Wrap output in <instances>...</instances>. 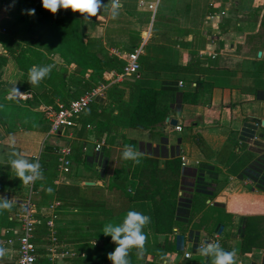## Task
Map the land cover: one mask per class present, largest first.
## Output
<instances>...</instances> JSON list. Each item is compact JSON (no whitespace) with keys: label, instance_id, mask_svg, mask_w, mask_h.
Returning a JSON list of instances; mask_svg holds the SVG:
<instances>
[{"label":"trees","instance_id":"1","mask_svg":"<svg viewBox=\"0 0 264 264\" xmlns=\"http://www.w3.org/2000/svg\"><path fill=\"white\" fill-rule=\"evenodd\" d=\"M103 2L105 3L104 9L108 7V2L112 4V0H103ZM121 6L123 7L124 3ZM122 7H120V10ZM29 9H35V14H28L27 10ZM120 10L118 17H125L126 13H123L124 10ZM0 12H3V16L0 17V28L4 31L0 32V77L2 68L6 65L8 58H10L23 78L21 83H16L15 85L0 78V129L4 133H10L6 129V120L10 116L13 118L12 116H15L17 111L27 112V108H36L42 104L51 108H55L57 102L66 104L71 99L80 95L84 90L95 86L99 82H104L102 78L104 71L114 70L115 72H119L121 69L122 60L116 56H107L104 53V45L100 38L86 35V27H93L97 24L96 20H85L79 12H73L70 9H59L56 14H53L42 7L41 0H0ZM132 14L128 15V18ZM109 18L110 21H113L111 16ZM138 21V19L135 20L136 23ZM120 28V26L117 28L109 27V30L114 31V33H120L122 32ZM132 29L134 32L140 34L135 28ZM144 33L145 31L141 32V35L143 36ZM49 54L57 55L61 60V64H54ZM48 64L55 65L50 76L42 81L39 86L30 85L27 81L29 69L33 65ZM70 64H73L72 71L75 75L72 76L73 74H70L69 77L65 69ZM140 67L139 62V69ZM201 79L198 77L193 80L194 86L191 87L196 89L197 86H200L203 82ZM176 80V77L171 81L163 80L159 87L152 85H138L134 87L133 91H131L132 97L130 96L131 98L127 101V104L123 103L119 105V102L115 105L114 103L113 107L106 112L107 118L98 121L94 131V139L99 140L103 134L107 135L110 130L119 126L114 120V116H120L122 120L126 119V125L130 128L150 130L162 124L164 119L168 117L169 112L176 113V107L179 103L196 104L199 101L197 94L192 92L191 88L186 91L176 90ZM13 86L18 88L19 91L29 92V97L24 99H9L7 94L10 93V87ZM59 86L66 87L68 92H63L62 94L60 89H58ZM255 92L257 97L264 99L263 90ZM92 103H95V105L91 106L90 112L94 117L100 115V113L104 114V106L99 105L98 102ZM112 109H116V114L112 113ZM78 117L74 119L73 125H68L64 129L65 131H75V136L82 139L85 131L92 129V126L85 128L80 125ZM109 120L111 122H108ZM247 120L241 128L240 138L242 141L249 143L254 133L253 123H256L258 126L260 120L254 116L247 117ZM109 123H111L110 127L108 126ZM4 135L0 133V139ZM123 144H133V142L123 139ZM63 145L70 147V153L67 156L70 164L68 171L65 173L68 178H74L75 174L74 170H71V165H85V157L80 153L84 144L75 138V140H71L69 143H64ZM59 147L47 144L41 149L43 153L39 154L37 160H39L42 166L43 176L35 182L34 186L37 187L41 181L46 180L49 191L46 193L48 196L46 197V202H34V204L46 206L49 202L57 200L60 202L59 207L65 208L63 210L64 216L68 217V215L79 211L81 219L87 225L96 226L98 230H101L102 235H104L102 229L104 224L108 222L107 217H110L107 212L112 213L109 208H113V206L107 205L105 196H109L113 202L118 199L121 205L126 203L125 206L128 207L131 202L142 199L148 200L153 204L150 213L151 223L153 222V232L166 236L173 232V226L181 229V233L176 235V240H173L171 244L168 241L166 242V239L163 240L161 243L162 251L170 252L180 249L185 227L183 223L178 221L188 222L193 217L192 212L193 210L195 211L198 201L196 198L199 195L200 197L204 195L195 190L207 191L210 186L206 181H203L201 174L198 173L202 169L200 166L192 168L190 171L191 182L189 185L192 183L190 187L192 191L190 197L185 201V211L181 214L182 218H178L180 214H176L175 211L180 205L181 194H176L178 190L177 186H179L177 174L180 171L179 160L176 157L164 160L163 166L160 168L158 167L156 158L141 154V164L135 165L133 162L125 161L121 158L123 151L121 150L117 154V166L113 169L111 180L107 185L108 192L111 193L104 195L102 186H96L97 189H94L96 197L88 199L87 192L88 190L89 192L92 191L90 185L61 184L60 186H56L53 183L57 176L56 165ZM249 147L256 155L241 169L238 175L241 178L249 179L256 190L264 193V145L252 142ZM97 158L95 159L99 163H103L109 158V151H103L99 158ZM104 168L101 169L102 173L104 172ZM101 171L97 172L94 170L96 180L101 178ZM123 175L127 176V179L124 180ZM164 185L165 188L162 192ZM183 185L188 186L186 183L181 182L179 191H182ZM158 194L159 198L155 199V195ZM173 197H176V199ZM207 198L206 196H202L200 200L204 203ZM35 208L37 212H40L42 209V207ZM66 208H74V210L68 211ZM37 216L39 219H43L44 215L37 214ZM105 218L107 219L105 220ZM64 221L68 223L70 219ZM218 222L220 221H216V224H219ZM67 227L68 225L65 228ZM218 227L221 226L219 225ZM235 227L240 237L239 253L249 252L253 248H264V215L240 216ZM36 228L37 231L35 229L33 240L39 243L44 239L41 236L43 233L45 234V230L42 224L36 225ZM56 234H59L58 231ZM61 237L64 238L65 234L62 233ZM176 241L179 245L176 244ZM158 245L157 242H153V246ZM149 253L155 255V253L160 252L154 251ZM73 260L70 264L77 262H73ZM199 261L205 264L204 261L201 262L200 259ZM208 264H211V260Z\"/></svg>","mask_w":264,"mask_h":264},{"label":"crops","instance_id":"2","mask_svg":"<svg viewBox=\"0 0 264 264\" xmlns=\"http://www.w3.org/2000/svg\"><path fill=\"white\" fill-rule=\"evenodd\" d=\"M142 1L146 3L153 0ZM174 1L175 3L173 4L175 5V7H172L170 10H166V7H171V3L167 5L162 4L160 11L168 16V18H165L164 21H168L169 19H171V21H176L172 28H168V32L170 31L173 37L172 40L175 39L177 41L179 37L186 39V41L191 40L190 38H193V33L190 31L191 20L188 17L189 15L185 13L186 6L189 5V2L188 0ZM120 3L121 5L123 4L121 1ZM213 10H215L216 12H214ZM101 11L98 16L94 17V19L97 22L98 20H100L101 22L103 21L102 24L98 23L93 27H86V35L100 38L104 45V53L107 56H115V53L123 56L124 54H122L117 49L115 44L118 43L121 45L124 40L125 42H127V38L125 37L126 30L130 28H135L137 30V27L128 26V24L117 25V23L114 24L115 22L113 21H111L106 26L105 22H107L108 20L109 13H107V10L104 8L103 11ZM205 11L206 16H209V18L211 19V25L208 27V29H206V31L204 30L205 27H200L199 33H197L195 36V38L198 40H195L194 38L193 41L195 40V42L190 43L191 46L187 45L182 48L179 47L181 49V54L178 59L181 66H184L189 61H191L190 63L193 62L194 51L199 56L206 55L209 59L214 60L217 57V48H220V50H226L228 54L233 55L234 59L238 55H241V58H244L248 62L252 60L255 61V53L259 51V57L262 58L264 62V0H210L206 2ZM221 11L222 13H220ZM225 11H227L226 15ZM206 16H204V18L202 19V24L204 25L208 23ZM109 26L114 28L120 26L122 32L113 33L111 30H109ZM175 26L176 28L173 29V27ZM180 30H185L187 32H183L182 34H180ZM140 31L144 32V30H139V32ZM141 32L140 36H142ZM146 33L147 30H145L143 37L147 36L148 33ZM184 35L185 38L183 37ZM197 41H199L201 45H195ZM176 46L177 43L175 42L174 45H171L168 48L164 49L163 47V50L159 48H153L152 51L154 52V55L161 56L162 58L165 57V59L170 60L166 57L169 51L168 49H170L171 47L172 49H174L176 48ZM195 46H197V48H195ZM210 54H214V56L211 57ZM253 54H255V56H253ZM191 65L197 66L194 64ZM205 65L206 62L203 61L201 64H198L197 67L191 66L190 71H195L197 68H199V66ZM111 71L114 70L103 72V80L105 82H108V85L109 83H112L106 80ZM139 77L141 78L140 73H138L137 78ZM199 78L201 77L199 76ZM229 78L231 79L229 80V83L231 85L216 86L214 83H212V94L209 96V101L206 105L201 104V101H198L196 104L179 103L176 107V113L169 112L168 117H172L177 120L176 124L180 126V130H174L173 126L170 125L171 127H169V124L165 121L153 129L142 130L147 133L145 136L146 138L144 137L136 143V149H138L141 154L156 158L158 167L160 168L163 166V161L166 159L176 157V159L179 160L180 171L177 174V181L179 182V186H177L178 190L176 194H181V200L179 201L180 205L175 211L176 214H180V217L178 218H182L181 214L185 211V201L190 197V193L192 191L190 188L192 183L189 185V183L191 182V177L189 176V174L191 173L190 171L192 168H196L197 166H200L202 168L198 173L201 174L203 181H206V183H208L210 186L208 187L209 189L207 191L199 189H196L195 191L201 192L200 194L203 193L204 195L202 196H206L208 198L205 199L204 203H202L200 200L202 196L200 197L199 195L196 198L198 200L196 203V211L193 217L188 221L189 223L182 220L178 221L184 224V237L188 239L193 238L196 240V242H200L202 240L209 239L216 228L220 225L222 230V236L219 239L220 245L226 251L236 249V264H243L242 260H245L246 263L249 262L250 264H264V248H253L251 249V251L242 254L238 251L240 237L235 224L236 222H238L239 217L243 215H264V193L256 190L249 179L241 178L238 175L241 169L252 159L247 156V161H237V158L245 152V149L241 148L239 150V147H237V150L235 151L234 148L235 144L237 143L234 144L230 140V138L233 136L237 137L240 142H243L240 138V132L243 124L245 123V121H248L247 117H256L254 113H251L246 108L244 109L243 106L248 101L254 99V95H256V92H248L247 90L241 89L238 86H234L233 77L230 76ZM176 79V81H182V86L176 85V90L186 91L189 89L186 86V84L188 83H186V81L182 77H176ZM191 81H193V79H191ZM121 82L122 80L120 82H115L114 84H119ZM117 88L121 89V92L123 94L126 90V95H131V92L128 91L127 87L118 86ZM257 90L260 91L263 89L259 88L256 89V91ZM107 94L109 96V93L105 91L106 96ZM257 99L260 98L257 97ZM113 114H116L115 109L113 110ZM180 120L184 122V125L183 123L179 122ZM78 123L84 127L86 124H90L89 121H79ZM117 128L118 127H116L114 130H110L108 136L106 134L102 135V137L104 136V138H102L103 144L104 146H107V150H109V158L106 159L103 163H99L98 160L95 159L97 157L99 158V156L102 154V151L100 150L101 148L99 149L97 154L93 152V149L91 148L94 141L97 140L93 139V143L91 144L89 142L87 133H85L82 139L75 136V131H66L65 133L63 132V130H60L59 132L54 134L56 136H59L60 132L61 134L64 133V141L61 139L60 140L65 144L69 143L71 140H75V138L76 140H80L86 147L85 150H82L83 152H80L81 155L85 157V164L93 163L95 168L94 170L97 172L101 171V169L105 167L104 172H100L101 178L96 180V173L91 174L93 176H87L84 164L74 165L75 176L74 178L72 177L71 179H69L70 183L75 184L77 182L74 180L75 178H78L77 185H84L83 181H92L95 182L93 186H102L104 195L111 193L108 192L107 185L111 180L113 169L117 166V154L119 153V151L124 149L123 139H128L121 135V133L123 134V132L119 128ZM172 132L181 133V136L175 139L173 136L169 135ZM6 138L7 137L0 139V143L4 147L3 150L0 151V164H4L6 161L3 158H5L6 155H9V152H12L15 149V147H10L11 142L4 141V139ZM253 142H257L256 136ZM257 144L259 143L257 142ZM52 145L61 146L62 144L52 143ZM88 149L92 150L90 154L87 153ZM234 153L235 155H233ZM253 153L256 155L254 151ZM255 155L252 158H254ZM180 156L183 157L184 165L180 164ZM245 157L246 156H244L243 158ZM8 160H10V158H8ZM82 168H84V170H81ZM123 178L125 180L127 179V176H124ZM181 182L186 183L188 186L183 185L182 191H179ZM53 183H55V181H53ZM63 183L67 184L68 181ZM164 188L165 185L162 188V192L164 191ZM158 198L159 194L155 195V199ZM173 198L176 199V197ZM19 200L20 199L13 200L15 201L16 206ZM151 206L153 207V204H151L150 201L142 199L131 202L129 208L130 210H136L149 216L151 213ZM45 208V206H42L40 212L36 213V217H38L37 214H45L43 218L46 217L47 212H45ZM71 210H74V208H72ZM58 214L59 213L57 209V216L54 220L55 236L57 235L56 232L60 227L58 223L56 224ZM8 217L9 216H7L6 219H9ZM216 221H220L218 222L219 224H216ZM63 222L66 223L65 221ZM7 226L8 228H10V224ZM5 228L6 227H4V229ZM11 228H14L13 223ZM44 230L46 232L45 227ZM172 230V233L166 235L169 244H171L173 240H176V235L178 233H181V229H178L177 226H173ZM156 234L159 236V240L154 242L162 243L163 240L166 239L164 238V234ZM0 235H5L6 238L13 239L12 243L7 247L5 260L0 261V264H12L15 256L14 248L16 247V233L11 232L10 230L8 233L4 234L3 227H1ZM41 237L45 239L47 237V233H43ZM58 240L60 239H57V243L60 242ZM89 242H91V244L93 245L96 243L95 240H91ZM176 244H178L177 241ZM185 247L187 246L185 245ZM78 252V254L74 252V256L73 258L68 260V264H70V262L77 256L81 258L85 257L86 259H88L87 261H89V257L87 256L84 249H80ZM149 252L146 250L142 255L136 254V257H138L139 259L143 258L146 263L151 262V260H153L154 258V254ZM168 253H173V251L167 252L165 254ZM195 255H197L198 261L200 259L201 261L205 262V258L199 254V251L198 254L195 253ZM210 260L211 259L209 258L207 264L210 262ZM37 262L38 264H45V262H47L44 250L38 251ZM84 263H80L79 261H77L75 264ZM85 264H91V262Z\"/></svg>","mask_w":264,"mask_h":264},{"label":"rangeland","instance_id":"3","mask_svg":"<svg viewBox=\"0 0 264 264\" xmlns=\"http://www.w3.org/2000/svg\"><path fill=\"white\" fill-rule=\"evenodd\" d=\"M120 1L125 4L121 8V10H124L123 13H126V15L125 17L122 16V17H116L115 19L112 18L113 22H115L114 24L117 23V25H124L128 23V26L137 27V32L139 30H144V31L148 30V34L146 33L147 38L144 44L142 45L143 54L139 56V62L141 66L139 69L140 71L139 73L141 78L139 77L140 78L139 79V78H135L133 75H128V76H124L122 82L119 84H114L115 82L109 83L107 89L105 90L106 92L109 93V96L108 94L107 96L105 95V98L101 102V106H104L103 107L104 114L100 113V115H96V117H94L90 112L91 106L95 105V103H92L87 109H84V111L79 115L78 117L79 121L82 122L89 121L90 126H92V129L85 131V133H87L89 137V142L91 144L93 143L92 140L94 139L95 136L94 131L96 128V124L98 123V121L105 120L107 118V114H106V112H108L107 110L111 109L114 103L115 105H117V103L119 102H120L119 105L123 103L127 104V101L132 97V95H128V96L126 95V90L124 91L123 94L121 92V89L117 88L118 86L127 87L128 91L131 92L133 91L134 87L138 85H152L154 87H159L163 80L171 81L174 79V77H182L186 81V83H188L186 84V86L188 88H191L192 92L197 94L198 100L201 101V104L203 105L207 104V102L209 101V96L212 94L211 93L212 83H214L216 86L231 85L229 83V80H231L229 78L230 76L233 77L234 86H238L239 88L247 90L248 92L253 91L255 93L256 89L259 88L264 90V78H263L264 62L262 58H260L259 56L257 57L256 54L257 52L255 53L256 56L255 54H253V56H255V61L252 60L248 62L244 58H241V55H238L234 59L232 54H228L226 50H220V48H217V52H216L217 57L214 60L209 59L206 55L199 56L194 51L193 53L194 60L192 63H190L191 61H189L184 66H181V64L179 63L178 58L180 57L181 54L180 48L190 45V43H194L195 40H198L195 38V36L197 33H199L200 27H205L204 30L206 31V29H208V27L211 25V19L209 18V16H206L205 14L206 2L210 0H188L189 5L186 6L185 13L189 15L188 17L191 20L190 31L193 33L192 35L193 38H190L191 40L188 41H186V39H183L182 37H179L177 41L175 39L172 40L173 37L170 31L168 32V28L170 27L172 28V26L176 21H171V19H169L168 21H164L165 18H168V16L160 12L162 4L167 5L171 3V7L170 8L166 7V10H170L172 7H175V5L173 4L175 3L174 0H159L157 5L158 8H156V11L152 14V17L150 11L146 10L145 6H140L137 0H120ZM110 5L111 3L108 2V7L106 8V10L107 13H109V15L107 22H105L106 26L111 22L109 20L110 19L109 16H111L109 12V9L111 7ZM213 11L216 12L215 10ZM131 13L133 14L131 15V17L128 18V15H130ZM226 14L227 11H225V15ZM2 16H3V12H0V17ZM204 16H206L208 22L206 25L202 24V19L204 18ZM91 19L95 20L94 17H92ZM136 19L139 20L137 23L135 22ZM102 22L98 20L97 24L98 23L102 24ZM174 28H176V26L173 27V29ZM0 32H4L2 28H0ZM112 32L114 33V31ZM183 32L186 33L187 31L180 30V34H182ZM125 37L127 38V42H125L124 40L121 45L118 43L115 44L117 49L122 54H125L136 48L142 40V36H140L139 33L134 32L132 28L126 30ZM183 37L185 38V35ZM194 38L195 40L193 41ZM175 42L177 43L176 48L172 49L171 47L170 49H168L169 51L166 56L170 60L165 59V57L162 58L161 56H156L153 54L154 53L152 51L153 48H159L163 50V47L164 49L168 48L169 46L174 45ZM195 45L198 46L201 45V43L197 41ZM197 46H195V48H197ZM49 55L54 64L57 65L61 64V60L57 55H53V54H49ZM203 61L206 62L205 65L206 67L199 66V68H197L195 71L192 70L190 71L191 66H193L191 64L198 66V64H201ZM197 66H193V67H197ZM72 68H73V64L66 66L65 70L68 76L70 74H73L72 76L75 75V73L72 71ZM199 76L202 78L201 80H203V82L200 84V86H197L195 89L194 87H191L194 86L191 79L195 80ZM0 78L3 81H8L10 83L15 81L16 83H21L23 81V78L20 75V73L17 71L13 60H11L10 58H8L6 65L2 68ZM102 78H103V74H102ZM58 89H60V92H62V94L63 92L64 93L68 92L67 88L64 86H59ZM10 94L11 93L7 94V97H9ZM23 95H25L24 98H28L29 92L27 93L24 92ZM254 96H255L254 99L248 101L243 106V108L244 109L246 108L251 113H254V115H256V118H258L259 120L264 119V100L257 99L256 95ZM44 107H46V105L44 106L42 104L36 108H32V109L27 108V112L21 110L17 111V113H15V116H12L13 118H11L10 116L6 120V129H8V132L10 133L9 134L4 133V131L0 129V133L5 134L2 138L7 137L6 139H4V141H8L12 143V141L14 140L15 141L14 150L20 152L22 155L26 156L30 160L38 159L39 154L41 152L43 153L41 149L44 145L52 144V143L55 144L60 143L63 145L64 143L63 142L64 133L61 134L60 132L59 136H56L54 134L46 135L48 129V120L44 114V110H43ZM112 113H113V109H112ZM114 120L118 123L117 124L119 125L118 128L123 132V134L121 133V135H123L125 138H128L127 139L128 142L129 141L133 142L132 145H134L135 148L137 146L136 143L139 140L143 139L147 134L145 133V131L128 127L126 125V119L122 120L120 116H114ZM108 122L111 121L109 120ZM179 122L183 123L184 125V122H182L181 120ZM110 125L111 123L108 124L109 127ZM169 127L171 126L169 125ZM62 130L63 132L66 133L64 128L61 129V131ZM169 135L173 136L176 139L177 137L181 136V133L172 132ZM253 135L256 136L257 142L259 144H264V127H261L260 123L258 126L254 128ZM102 138H104V136L99 138V140L97 141H100ZM60 139L63 141H61ZM230 140L234 144L237 143L235 144V148H234L235 151L237 150V147H239V150L241 148L245 149V152L242 153L241 156L237 158V161H247L246 159L248 157L253 159L252 157L255 154L253 153L252 149L249 147L253 141L250 140L248 145V142L246 141L240 142L237 139V137L232 136ZM3 148L4 147L0 143V151L3 150ZM107 149L108 147L104 146L103 144L100 150L103 152ZM91 151L92 150L88 149L87 153L90 154ZM11 153L12 152H9L8 153L9 155H6L7 157L5 156V158H3L5 159L6 162L0 165V196L13 200H18L26 197L28 195L29 190H28V186L24 185L20 181V179L15 176V172L10 168L9 164L12 158ZM233 155H235V153ZM244 156L246 157L243 158ZM8 158H10V160H8ZM84 168H85V172L87 173V176H93L91 175L94 173V169H95L93 163L85 164ZM84 168H82L81 170H84ZM71 170L72 171L74 170L73 164L71 165ZM56 172H57V176L56 179L54 180L55 181L54 184H56V186H60L61 184H64L63 182H67V181L69 185H77L78 178H75L74 180L77 182L75 184H72L70 183L69 180L71 178H68L66 173H59L57 170ZM34 184H32V188H31L32 192L30 195L32 202L33 203L34 202L40 203L44 201L46 202V197H48L46 193L49 191L46 180L41 181L37 187H35ZM90 186L92 191L89 192L88 190L87 197L88 199L89 198L94 199V197H96V191L94 189L97 188L96 186H92V185ZM104 198H106L105 201L108 203L107 205L113 206V208H109L112 213L107 212V214L110 215V217H107L108 222H106L105 224L109 222L114 224L122 223L125 215L130 210V208L125 206L126 203H123L121 205V202L118 199L113 202L109 198V196H105ZM34 205L37 208L42 207V204H39V206H37V204ZM17 208L18 207L16 206L15 203L11 211H5L2 214H0V228L1 227H3V229L4 227L8 228L7 225L9 224L11 228L12 223L15 225V220L12 217L14 212L17 210ZM64 209L65 208H63L62 206L58 207L59 214L56 220V224L58 223V225H60L58 230V233L60 235L58 234L56 236L57 239H60L58 240L60 242H58L57 244L60 245V247L67 248L75 252L76 254L79 253L78 251L80 249H84L86 251V254L89 257V261H87L88 259H82L81 257L77 256L74 258L73 262L79 261L80 263L82 262L84 263L85 261H87L85 263L91 262V264H112V262L108 259L107 254L113 251L116 245L111 240V237L102 235L101 230L100 229L98 230L96 226L87 225L83 221V219H81L79 211H76L71 215L67 214L68 217L64 216L63 215ZM66 209L71 210L72 208H66ZM195 211L193 210L192 216L194 215ZM7 216H9L8 217L9 219H6ZM149 216L151 217V215ZM107 218H105V220ZM66 219H70L71 222L68 221V223L65 224L63 221ZM152 223L147 225L144 229V232L147 237L145 250L150 252L159 251L160 253H155L153 260H151V262L146 263L145 260H143V258L139 259L138 257H136L137 249L133 248L129 253V259L131 261V264H202L200 263V261H198L197 255H195V253L198 254V250L197 252L196 251L192 252L191 255L192 259H185L182 257V248L174 250L173 253L165 254L167 253V251H162V246L160 242H158L159 244L158 246H153V242L159 240V236L152 231L151 229ZM67 225L68 227L65 228ZM62 233L65 234L64 238L61 237ZM164 238H166V242H167V236H165ZM5 239H6L5 235L4 236L0 235V245H3L7 249L9 244L3 242ZM91 240H95L96 243L94 245L91 244V242H89ZM188 244L189 243L186 244L187 246L186 248L192 251L191 244L189 245ZM5 258L6 257L0 259V261L5 260ZM242 262L243 264H250L249 262L246 263L245 260L244 261L242 260Z\"/></svg>","mask_w":264,"mask_h":264},{"label":"built area","instance_id":"4","mask_svg":"<svg viewBox=\"0 0 264 264\" xmlns=\"http://www.w3.org/2000/svg\"><path fill=\"white\" fill-rule=\"evenodd\" d=\"M157 3L158 0H153L146 3L142 0H138V4L140 6H145L146 10L150 11L151 17L152 14L156 11ZM220 13H222V11ZM146 38L147 36H142L140 44L130 52L125 53L123 56H120L116 53L114 54L116 57L120 58L123 61V64L119 72L111 71L106 80L110 82H120L124 76L133 75L135 78L138 77V58L142 54V45L144 44ZM210 56L213 57L214 54H210ZM176 85L182 86V81L178 80L176 82ZM107 87L108 82H99L95 86L84 90L80 95H78L74 99H71L66 104L57 102L55 108H51L49 106L44 107V114L48 120V129L46 135L55 134L62 128L68 125H73L74 119L78 117V115L81 114L90 103L98 102V104L101 105ZM20 92L24 94V92ZM24 97L25 95L17 96V98L19 99H24ZM253 125L254 128L257 126L256 123H253ZM89 127L90 124L85 125V128ZM173 129L180 130V126L178 124H175L173 126ZM254 139L255 136L252 135L250 140L254 141ZM102 144V139L100 141H94L92 146L93 152L97 154ZM85 149L86 147L83 146L82 150ZM69 153L70 147L67 145H62L58 148L59 156L57 159L56 168L59 173H65L68 171L70 161L67 156ZM180 162L181 165H184L182 156H180ZM31 188L32 185L28 186V195L17 202L18 208L14 212L12 217L15 220L14 228L3 229L4 234L8 233L10 230L11 232L17 234L15 237V256L12 264H38L37 257L39 250L45 251V257L47 260L45 264H68V260L73 258L74 252L67 248L58 246L57 238L54 233V220L57 216V209L60 205V202L57 200L49 202L45 206V212H47L46 217H44L43 219H39L38 217H36L37 211L30 197L32 192ZM41 223L46 229L47 237L43 239L42 242L36 243L33 240L34 231L36 225ZM221 236V227H217L209 239H205L200 242H196V240L193 238L188 239L184 237L180 243V248H182V257L185 258L186 255H191L192 252L197 251V249L202 246V244L206 240H214L220 244L219 239L221 238ZM12 241V238H6L3 242L11 244ZM187 243L192 244V251L185 247Z\"/></svg>","mask_w":264,"mask_h":264},{"label":"clouds","instance_id":"5","mask_svg":"<svg viewBox=\"0 0 264 264\" xmlns=\"http://www.w3.org/2000/svg\"><path fill=\"white\" fill-rule=\"evenodd\" d=\"M42 7L49 12L56 14L59 9H70L73 12H79L84 19H91L98 16L100 11L105 7L103 0H41ZM121 7L120 0H112L109 9L112 18L119 15ZM30 15L35 14V9L27 10ZM55 67L54 64L48 65H33L29 69L27 81L30 85L39 86V84L48 78ZM15 82H12L15 85ZM9 99L22 96L23 93L15 86L10 87ZM15 141L13 140L10 147L14 148ZM10 160V168L15 172V176L26 185L31 186L43 176L42 166L39 160H30L18 151H12ZM121 158L125 161H131L135 165L142 162L141 152L132 144L124 145L121 153ZM15 205L12 199L0 196V214L5 211H11ZM151 223V217L136 210H129L125 215L122 223L114 224L107 223L104 225L102 232L106 236H110L116 247L109 252L108 259L112 264H131L129 259L130 251L135 248L137 254L142 255L145 251L147 237L144 229ZM199 254L205 258V264L211 258V264H236V249L226 251L216 241H204L198 249ZM7 254V249L0 245V259ZM185 259H192L191 255H186Z\"/></svg>","mask_w":264,"mask_h":264},{"label":"water","instance_id":"6","mask_svg":"<svg viewBox=\"0 0 264 264\" xmlns=\"http://www.w3.org/2000/svg\"><path fill=\"white\" fill-rule=\"evenodd\" d=\"M257 56L260 55V52L258 51L257 53ZM165 122H167L169 125L171 126H174L176 123H177V120L175 118H169V117H166L164 119ZM260 126L261 127H264V119H260ZM95 182H92V181H83V184L84 185H93Z\"/></svg>","mask_w":264,"mask_h":264}]
</instances>
